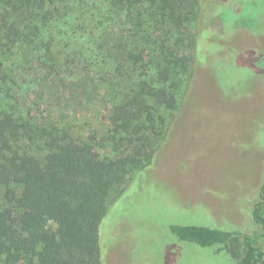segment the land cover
I'll use <instances>...</instances> for the list:
<instances>
[{
  "label": "trees",
  "instance_id": "obj_1",
  "mask_svg": "<svg viewBox=\"0 0 264 264\" xmlns=\"http://www.w3.org/2000/svg\"><path fill=\"white\" fill-rule=\"evenodd\" d=\"M199 4L0 0V264H105L110 250L104 230L118 219L112 210L139 185L195 69L207 60L200 44L213 31L201 24V31L192 30L200 21ZM233 24L254 26L240 19ZM242 55L226 69L233 78L246 66L250 72L258 57L264 68V54L245 66L250 51ZM77 65L95 84L90 90L107 115V128L92 136L76 112L36 114L27 110L29 102L16 101L27 91L21 77L30 70L42 85L67 88L69 82L79 90L83 82L72 73ZM80 106L82 101L76 110ZM251 215L255 228L241 241L240 232L196 215L194 223L181 216L161 221L159 234L182 254L203 252L219 264H264V188ZM164 245L158 255L171 257Z\"/></svg>",
  "mask_w": 264,
  "mask_h": 264
},
{
  "label": "rangeland",
  "instance_id": "obj_2",
  "mask_svg": "<svg viewBox=\"0 0 264 264\" xmlns=\"http://www.w3.org/2000/svg\"><path fill=\"white\" fill-rule=\"evenodd\" d=\"M199 8L200 21L192 30L198 33L203 25L213 31L200 44L207 60L195 69L168 136L138 177L139 185L132 186L112 210L118 219L104 230L110 250L105 264L222 262L203 252L182 254L179 246L169 245L159 234L161 221L168 218L181 216L193 222L196 215L215 228L240 232V241L242 234L255 228L251 211L264 188V68L258 57L250 66L253 71L261 68L255 75L246 66L240 69L241 76L237 73L240 78H233L226 69L235 55L250 51L242 59L245 66L254 60L251 56L264 54V0H200ZM238 19L254 25L253 30L233 24ZM82 68L72 69L83 82L79 90H73L69 82L67 88L60 82L55 87L42 85L36 80L39 75L26 71L21 81L27 91L17 97L18 105L29 102L32 108L27 110L36 114L45 109L76 112L77 122L89 136L107 128L103 103L90 90L96 86L85 78ZM78 101L82 106L76 110ZM166 243L172 255L161 258L158 252Z\"/></svg>",
  "mask_w": 264,
  "mask_h": 264
}]
</instances>
